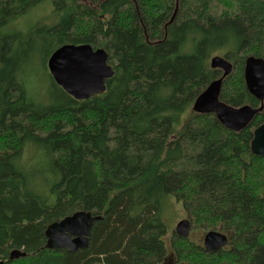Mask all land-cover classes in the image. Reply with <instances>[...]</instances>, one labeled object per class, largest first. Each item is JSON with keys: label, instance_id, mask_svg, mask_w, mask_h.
Instances as JSON below:
<instances>
[{"label": "trees", "instance_id": "obj_1", "mask_svg": "<svg viewBox=\"0 0 264 264\" xmlns=\"http://www.w3.org/2000/svg\"><path fill=\"white\" fill-rule=\"evenodd\" d=\"M67 43L107 51L103 92L77 100L54 81L47 59ZM218 52L233 64L219 99L259 106L243 70L264 58V0H0V264H264V156L250 149L264 99L239 131L192 110L222 75ZM168 199L228 244L167 243ZM82 210L100 217L88 247L49 248L48 226Z\"/></svg>", "mask_w": 264, "mask_h": 264}, {"label": "water", "instance_id": "obj_2", "mask_svg": "<svg viewBox=\"0 0 264 264\" xmlns=\"http://www.w3.org/2000/svg\"><path fill=\"white\" fill-rule=\"evenodd\" d=\"M108 53L103 48H92L89 44H63L56 48L47 59V68L54 81L70 96L77 100L89 98L93 93L105 90V80L113 75V68L107 61ZM212 69L222 75L212 80L198 94L192 104L197 113H214L226 128L239 131L262 110L264 99V58L248 56L245 59L243 77L247 91L260 101L259 106L244 104L229 105L219 99L223 78L232 71L233 64L227 58L214 54L209 60ZM253 154L264 156V122L253 131L250 142ZM100 218L82 210L52 223L46 230L49 248H64L70 252L85 249L94 220ZM189 219L180 220L174 233L183 238L190 235ZM229 237L219 230H208L203 237L202 247L215 252L228 244Z\"/></svg>", "mask_w": 264, "mask_h": 264}, {"label": "rangeland", "instance_id": "obj_3", "mask_svg": "<svg viewBox=\"0 0 264 264\" xmlns=\"http://www.w3.org/2000/svg\"><path fill=\"white\" fill-rule=\"evenodd\" d=\"M50 13V7L48 4H45L39 8L33 9L31 13L29 14V18L31 21H37L41 20L42 18L48 17V14ZM27 22L19 23V26L21 28H24ZM217 55H220L222 57H225L223 52L215 53ZM229 60V59H228ZM232 62L231 60H229ZM44 85H46L44 83ZM163 219L167 225V235L165 237V240L167 243L171 240V235L174 234V228L176 227L177 223L182 219H189V216L185 209L183 208L182 204L175 199H168L167 203L165 205V210L163 213ZM191 223V222H190ZM207 231H202L200 229L191 228L190 229V235L188 239L192 240V242H196L199 244H203V237ZM163 264H179V262L176 261V257H173V255L169 252L166 260H164Z\"/></svg>", "mask_w": 264, "mask_h": 264}]
</instances>
